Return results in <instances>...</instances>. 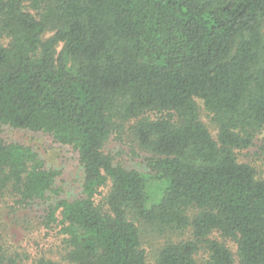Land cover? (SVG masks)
Masks as SVG:
<instances>
[{"label": "trees", "instance_id": "16d2710c", "mask_svg": "<svg viewBox=\"0 0 264 264\" xmlns=\"http://www.w3.org/2000/svg\"><path fill=\"white\" fill-rule=\"evenodd\" d=\"M5 127L78 155L82 196L41 224L64 236L67 264H148L137 222L191 231L156 264H234L214 234L236 243L240 264H264V178L237 156L264 131V0H0V205L11 213L45 201L58 173ZM125 134L148 174L105 152ZM0 264H17L1 246Z\"/></svg>", "mask_w": 264, "mask_h": 264}, {"label": "rangeland", "instance_id": "374dc122", "mask_svg": "<svg viewBox=\"0 0 264 264\" xmlns=\"http://www.w3.org/2000/svg\"><path fill=\"white\" fill-rule=\"evenodd\" d=\"M197 104L201 120L216 138V129L211 123L203 102L197 100ZM150 116L157 117L156 114H150ZM3 137L7 141L21 143L32 148L45 167L56 171L58 177L45 201L35 202L22 210L16 208L11 213L0 205V246L17 264H40L41 261L67 264L63 258L65 254L64 236L58 230L48 231L41 224L46 211L58 201H73L82 196L83 170L77 153L70 146L59 145L51 136L44 133L5 127ZM105 152L112 156L116 164L144 174L149 173L145 164V155L137 149L128 134L123 135L120 139L114 136L107 143ZM237 156L240 163L254 167L258 177L264 178V131L257 136L254 145L249 150L237 151ZM108 190L107 188L103 191L104 196ZM136 224L141 231L143 249L146 252L148 264H156L158 251L167 240L181 242L191 238L190 230L184 233H175L169 237V234L160 232L143 222ZM212 238L224 242L235 256L234 264H240L236 255L237 245L234 241L223 240L219 234H214ZM206 258L204 250L196 256L200 263Z\"/></svg>", "mask_w": 264, "mask_h": 264}]
</instances>
